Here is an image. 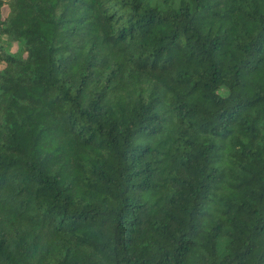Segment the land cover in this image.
Segmentation results:
<instances>
[{"label": "trees", "instance_id": "1", "mask_svg": "<svg viewBox=\"0 0 264 264\" xmlns=\"http://www.w3.org/2000/svg\"><path fill=\"white\" fill-rule=\"evenodd\" d=\"M0 264H264V0H0Z\"/></svg>", "mask_w": 264, "mask_h": 264}, {"label": "rangeland", "instance_id": "2", "mask_svg": "<svg viewBox=\"0 0 264 264\" xmlns=\"http://www.w3.org/2000/svg\"><path fill=\"white\" fill-rule=\"evenodd\" d=\"M15 50V47H12V51H14Z\"/></svg>", "mask_w": 264, "mask_h": 264}]
</instances>
